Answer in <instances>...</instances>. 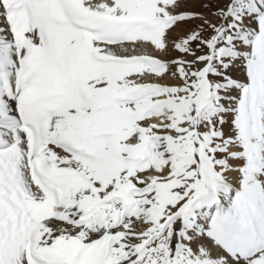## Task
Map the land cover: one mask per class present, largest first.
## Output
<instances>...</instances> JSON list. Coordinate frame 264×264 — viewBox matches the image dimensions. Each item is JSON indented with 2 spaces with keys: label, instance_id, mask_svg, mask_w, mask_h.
I'll return each mask as SVG.
<instances>
[{
  "label": "snow or ice",
  "instance_id": "1",
  "mask_svg": "<svg viewBox=\"0 0 264 264\" xmlns=\"http://www.w3.org/2000/svg\"><path fill=\"white\" fill-rule=\"evenodd\" d=\"M0 264H264V0H0Z\"/></svg>",
  "mask_w": 264,
  "mask_h": 264
}]
</instances>
